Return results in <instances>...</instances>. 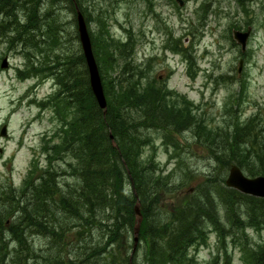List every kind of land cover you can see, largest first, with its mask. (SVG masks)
I'll return each mask as SVG.
<instances>
[{"label": "trees", "instance_id": "1", "mask_svg": "<svg viewBox=\"0 0 264 264\" xmlns=\"http://www.w3.org/2000/svg\"><path fill=\"white\" fill-rule=\"evenodd\" d=\"M66 1L74 12L73 5L79 6L90 27L91 14L86 8L89 2ZM42 2L0 0L2 34L12 31L15 33L11 36L12 41L21 45H39L37 33L41 31L45 36V30L40 28ZM237 2L242 8L247 5L245 0ZM206 6L204 3L202 7ZM22 9L26 10L23 23L18 15ZM105 19L102 15L97 16L99 31H90V35L107 99V111L104 113L93 95L81 49L76 54L63 51L56 55L57 62L50 63L47 70L56 75L59 90L45 103L52 105L59 123L58 130L43 144L47 159L45 167L33 165L19 188L9 183L0 186V264H27L38 259L28 239L31 229L50 235L52 241L58 240V246L61 245L63 252L69 255L73 246L71 242L90 234L96 238V248L91 247L92 256L99 259L95 264H137L143 246L145 264H194L189 251L206 244L208 231L214 229L223 241L229 228L236 233H243L248 227L256 232L264 231V199L240 194L225 185L233 164L247 176L264 175L262 151L258 153L259 160L253 158L255 155L251 157V152L242 150L241 155L235 154L232 148L247 143L255 149L258 135L254 134L253 125L258 126V117L247 123L239 122L234 127L232 124L225 127L228 139L223 144L231 147L214 155L217 162L214 161L212 172L193 192L192 188L187 189L189 184L176 183L163 171L156 153L145 156V149L149 146L152 145L154 152L157 148L143 136L144 130L163 132V146L168 153L193 147V151L200 148L209 154L215 149L218 133L223 127L208 130L204 127V120L185 111L198 107L169 89L165 80L152 79L151 72L146 76V69L134 63L133 38L127 42L115 41ZM54 27L49 24L51 33L47 35L51 49L62 47L63 43ZM170 50L184 55L190 75L195 62L182 50L181 41L177 40ZM39 72L41 69L34 66L32 76ZM45 103L42 107H46ZM260 128L264 130V127ZM184 130H193V145L174 141L175 136ZM172 142H176L179 148H175ZM252 159L254 162L249 164ZM146 194L152 195L148 204L143 199ZM126 196L139 202L142 212L138 235L142 244L134 253L136 203L129 206L131 203ZM243 200L249 206L247 211L240 210ZM233 216L238 217L239 223L231 222ZM209 224L214 228L210 229ZM73 230L76 232L70 238L67 234ZM94 231L96 235H93ZM236 235L241 237V245L233 242L236 247L242 246L246 264H264V242L254 244L249 238ZM11 242L14 248L9 247ZM251 245L255 247L251 248ZM71 261L74 263V259ZM45 262L67 264L64 257L47 258ZM224 262L231 264L227 255Z\"/></svg>", "mask_w": 264, "mask_h": 264}, {"label": "rangeland", "instance_id": "2", "mask_svg": "<svg viewBox=\"0 0 264 264\" xmlns=\"http://www.w3.org/2000/svg\"><path fill=\"white\" fill-rule=\"evenodd\" d=\"M184 1V6L180 7L170 0H91L86 7L92 21L89 29L92 33H98L97 16L102 15L115 41L127 42L132 37L134 63L144 69L152 66V75L161 81L170 76L166 80L169 89L198 107L204 114V127L208 130L216 127L225 129L228 124L234 127L256 114L260 127H264V0H245L247 5L243 8L237 0ZM204 3L207 4L205 8L202 7ZM25 12L20 11L19 17L24 19ZM40 14L41 20H44L40 28L45 30V36L41 31H35L39 45L12 42L11 36L15 33L2 34L0 29V131L3 125H7L8 133L6 138L0 139V146L4 149L0 154V186L9 183L21 187L34 161H39L40 166L46 165L42 147L59 126L52 105L45 103L44 109L39 107L59 88L56 75L47 69L50 63L57 62L56 55L60 52L76 54L81 49L76 35V12L66 0H43ZM49 24L55 26L54 30L62 37V47H49V33L46 30ZM249 27L247 50L242 55L241 45L233 39L232 29L246 32ZM177 40L181 41L182 49L191 54L195 62L190 75L184 56L165 49ZM5 58L8 67L1 68ZM241 60L243 65L239 73ZM34 66L41 69L37 77L32 76ZM241 85L245 87L240 91ZM143 136L149 138L157 148L154 152L152 145L149 146L145 149V156L156 153L161 168L176 183L190 171L195 172L196 178L187 189L202 183L216 164L214 155L200 148L193 151V147L180 148L179 153L172 151L173 158L170 160L172 152L168 153L163 146V132L147 129ZM175 140L180 144L193 145V130H184L175 136ZM172 145L179 148L176 142H172ZM75 232L73 230L67 236L71 238ZM229 232L230 228L226 234L228 240L238 244L241 237L236 234L249 238L250 243L264 242V231L250 229L243 233ZM28 233L38 259L30 260L27 264H46L47 258L63 257L67 264H95V260H99L92 256L91 247L96 248V238L93 239L90 234L70 241L73 246L69 255L63 252L61 245L58 246V240L52 241L50 235L34 229ZM93 235H96L95 231ZM217 235L214 229L208 231L206 244L189 251L194 264H214L219 252L224 253ZM6 240L9 242V237ZM141 244L138 240L137 247ZM9 247L15 246L11 242ZM254 247L251 245V248ZM225 248L231 264H245L242 246L237 248L227 242ZM82 251L85 254L82 255ZM144 253L143 246L137 264H145ZM224 263L222 259L217 261V264Z\"/></svg>", "mask_w": 264, "mask_h": 264}, {"label": "bare ground", "instance_id": "3", "mask_svg": "<svg viewBox=\"0 0 264 264\" xmlns=\"http://www.w3.org/2000/svg\"><path fill=\"white\" fill-rule=\"evenodd\" d=\"M80 1H82V2H84L85 4H87L88 2H90V0H86V1H84V0H80ZM177 4H178V6H180V7H183L184 6V4L185 3H183V5H181L182 4V2H178V1H176V0H174ZM175 3V4H176ZM72 7V6H71ZM86 7L88 8V5H86ZM73 8H74V10H76V11H81V9L79 8V6L77 5V4H74L73 5ZM82 12V11H81ZM40 21H44V20H40ZM250 25V24H249ZM249 25H247V26H249ZM48 26V29H46V30H48L47 32L48 33H50L49 32V25H47ZM250 31H251V28L249 27V28H247V31L246 32H243V33H248L249 35H250ZM240 66H239V73L241 72V68H242V63H243V61L241 60L240 62ZM151 67L152 66H150V65H148L147 66V68H146V70L144 71V73H145V75L147 76L150 72V74L152 75V71H151ZM149 74V75H150ZM154 78V76H152V79ZM157 78V77H156ZM161 78V77H160ZM229 78H231V76L229 77ZM162 79V78H161ZM235 79H237L238 80V77H235ZM102 80V79H101ZM165 81L166 80H169V77H167L166 79H164ZM163 80V81H164ZM166 84H167V82H166ZM242 85H241V88H240V91L242 90ZM239 91V92H240ZM190 116H193V117H195V118H197L198 120H204V114H202L198 109H193V108H191V109H186L185 110ZM257 114L256 115H253L252 117H250V118H248V120H246L245 122L247 123L248 121H250L251 119H253V118H257ZM258 119H259V117H258ZM260 125H259V123H258V126L257 125H253V131H254V134L255 135H258V137H256V139H255V141H256V146H255V149H251V147H250V145H248L247 143H241V144H237V145H234V146H232V148L234 149V153L235 154H239V155H241L240 153H241V151L243 150V151H247V153H249V152H251V153H253L252 155H251V157H253L254 155H255V157H253L254 159H259L260 160V157L258 156V153L259 152H263L264 153V130L263 129H261L260 127H259ZM228 139V133L226 132V129H222V130H220V132L218 133V138H217V143H216V145L214 146V148L215 149H213L212 150V152H211V155H220V153H222V151H224V150H228V149H230V147H231V145L230 144H227V143H225V144H223V141L224 140H227ZM253 141V140H252ZM242 151V152H243ZM261 156V155H260ZM254 159H252L251 161H250V163L249 164H251L252 162H254ZM234 167H237V165L236 164H233L231 167H230V169H229V173H230V171H231V169L232 168H234ZM166 174H169V173H166ZM170 175V174H169ZM196 178V174H195V172L192 170V171H190V173H189V175L187 176V177H185V178H183L182 180H180V181H178L180 184H184V185H188V184H190L191 183V181H193L194 179ZM254 178H264V175H258V176H254V177H250L249 176V179H254ZM193 189L194 188H192L191 190V192H193ZM235 191H237L238 193H240V194H243V195H246V196H249V197H253V198H259V199H263V198H261V197H256V196H253V195H251V194H246V193H244V192H241L240 190H237V189H235ZM136 197H137V195H135ZM126 198L129 200V202L131 203L129 206H132V205H134L136 202H134L133 200H132V198L130 197V196H126ZM144 200H145V202L147 203H150L149 201H151L152 200V195H150V194H146L145 196H144V198H143ZM147 203V204H148ZM249 209V206H248V204L246 203V200H243V202H241L240 203V210L241 211H247ZM134 216H135V218H136V221H137V223H136V226H135V232H136V229L138 228V232H139V230H140V225H141V221H142V212H141V207H140V203L139 202H137L136 204H135V206H134ZM231 222L233 223V224H237V223H239V219H238V217L237 216H233V218L231 219ZM239 225V224H238ZM209 226V228L210 229H213L214 228V225L213 224H209L208 225ZM251 228H247V229H245V232L246 231H248V230H250ZM215 231V230H214ZM217 233V232H216ZM226 235V234H225ZM217 238H218V242L220 243V244H222V248H223V250H224V253L223 254H221V252H219L220 254H219V256H218V258H217V261H219L220 259H222V262L223 261H225V255H227L226 254V248H225V244L227 243V242H230L231 244H233L234 246L236 245L234 242H232L231 240L229 241L228 240V238H227V236L225 237V240L223 241V240H221V239H219L220 237L217 235ZM236 247V246H235ZM136 248H137V244L136 243H134V249H133V251L135 252V250H136ZM237 248H238V246H237ZM230 255V254H229ZM228 256V255H227ZM243 259V258H242ZM243 262L246 264V262L243 260Z\"/></svg>", "mask_w": 264, "mask_h": 264}, {"label": "water", "instance_id": "4", "mask_svg": "<svg viewBox=\"0 0 264 264\" xmlns=\"http://www.w3.org/2000/svg\"><path fill=\"white\" fill-rule=\"evenodd\" d=\"M176 1L182 2L181 5H183L182 0ZM77 22L79 39L88 66L90 85L99 106L102 109L106 110L107 102L104 94L100 72L93 54L92 43L89 36L88 28L85 19L80 11H77ZM248 36V33H243L240 31L234 32V39L242 46L243 51L246 48ZM3 67H7L6 60H4ZM1 135H7L6 127L3 128ZM0 152H2L1 149ZM226 183L228 187L240 190L241 192H244L246 194H251L256 197L264 198V178L249 179L242 173V171L238 167H234L231 169ZM135 233V241L137 242L138 228L136 229Z\"/></svg>", "mask_w": 264, "mask_h": 264}]
</instances>
